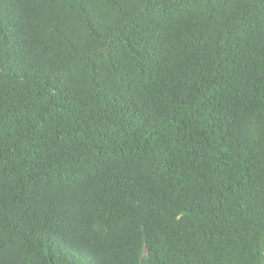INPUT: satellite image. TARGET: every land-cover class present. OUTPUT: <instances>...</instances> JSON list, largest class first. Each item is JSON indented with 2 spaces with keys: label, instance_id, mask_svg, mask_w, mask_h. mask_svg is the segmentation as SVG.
Returning <instances> with one entry per match:
<instances>
[{
  "label": "trees",
  "instance_id": "1",
  "mask_svg": "<svg viewBox=\"0 0 264 264\" xmlns=\"http://www.w3.org/2000/svg\"><path fill=\"white\" fill-rule=\"evenodd\" d=\"M0 264H264V0H0Z\"/></svg>",
  "mask_w": 264,
  "mask_h": 264
}]
</instances>
